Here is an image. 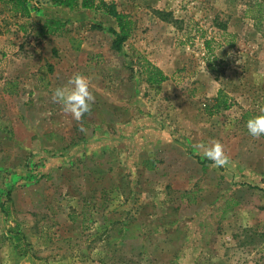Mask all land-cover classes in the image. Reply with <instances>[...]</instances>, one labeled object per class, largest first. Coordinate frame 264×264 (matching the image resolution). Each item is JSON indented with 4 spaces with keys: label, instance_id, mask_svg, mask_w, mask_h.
Returning a JSON list of instances; mask_svg holds the SVG:
<instances>
[{
    "label": "rangeland",
    "instance_id": "obj_1",
    "mask_svg": "<svg viewBox=\"0 0 264 264\" xmlns=\"http://www.w3.org/2000/svg\"><path fill=\"white\" fill-rule=\"evenodd\" d=\"M107 1L133 21L119 51L103 10L34 0L19 18L0 0V264H264V136L245 127L264 0ZM47 17L64 29L37 36ZM144 60L168 79L148 85ZM76 73L95 97L80 121L52 100Z\"/></svg>",
    "mask_w": 264,
    "mask_h": 264
},
{
    "label": "trees",
    "instance_id": "obj_2",
    "mask_svg": "<svg viewBox=\"0 0 264 264\" xmlns=\"http://www.w3.org/2000/svg\"><path fill=\"white\" fill-rule=\"evenodd\" d=\"M53 4L56 6H63L65 8H80L87 10H103L110 18H112L116 24L115 28H110L109 32L112 34L113 39L111 42V48L115 51H119L121 45L131 36L134 29L133 21L130 19L128 14L120 12L117 10L116 5L113 1L108 2L107 0H52ZM7 3L11 5L12 10L15 14L20 15L21 17L30 18V12L28 10L27 0H7ZM156 16L161 20H168L170 13L163 10L154 11ZM253 20L259 18V16H251ZM65 22L53 17H47L44 20H37L34 25V32L37 36H47L53 35L61 32L64 29ZM25 31V27H20ZM73 41V39H72ZM209 43L204 42V46L207 51ZM74 50H78L79 42L72 47ZM142 74L145 76V82L150 85H159L165 80L167 76L160 70L158 67L151 64L149 61L144 60L142 64ZM10 88H5L4 91L8 94H15L14 82L7 83ZM217 103L214 104L215 108L224 107L227 108V96L222 94L221 91H218ZM249 115V113H244V117ZM259 115V114H258Z\"/></svg>",
    "mask_w": 264,
    "mask_h": 264
},
{
    "label": "clouds",
    "instance_id": "obj_3",
    "mask_svg": "<svg viewBox=\"0 0 264 264\" xmlns=\"http://www.w3.org/2000/svg\"><path fill=\"white\" fill-rule=\"evenodd\" d=\"M52 100L58 103L65 113H68L76 121H80L83 115L91 110L95 97L90 90V82L80 73L73 74L67 83L57 87L52 93ZM247 134L253 138L264 136V107L260 114L247 119L245 123ZM204 148L203 156L212 162L215 167H222L228 163V158L223 152L219 142L210 145H201Z\"/></svg>",
    "mask_w": 264,
    "mask_h": 264
},
{
    "label": "crops",
    "instance_id": "obj_4",
    "mask_svg": "<svg viewBox=\"0 0 264 264\" xmlns=\"http://www.w3.org/2000/svg\"><path fill=\"white\" fill-rule=\"evenodd\" d=\"M33 3H34V0H27V5H28V10L30 12V16H33L32 11H31ZM18 17L20 18V15H18Z\"/></svg>",
    "mask_w": 264,
    "mask_h": 264
}]
</instances>
